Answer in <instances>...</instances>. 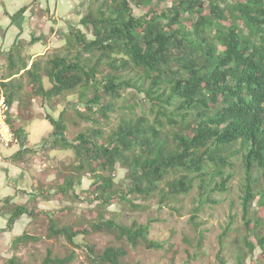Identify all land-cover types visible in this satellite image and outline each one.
Wrapping results in <instances>:
<instances>
[{
	"label": "trees",
	"instance_id": "1",
	"mask_svg": "<svg viewBox=\"0 0 264 264\" xmlns=\"http://www.w3.org/2000/svg\"><path fill=\"white\" fill-rule=\"evenodd\" d=\"M28 7L14 12L11 22L17 25ZM62 38L61 48L47 57L32 59L24 53L22 39L5 54L0 87L9 106L7 120L21 145L25 131L9 113L23 85L29 94L18 102L20 112L31 95L54 108L67 92L76 94L88 111L75 108L77 117L89 121L68 142L67 124L77 122L66 108L58 118L44 111L53 130L40 147H69L74 157L52 167L51 178L40 181L36 196L63 205L47 210L17 204L8 225L23 214L45 218L47 237L75 247L85 241L93 262L132 264L123 260L124 245L96 248L86 238L105 232L132 246L139 240L147 247L164 245L147 237L149 223L126 224L108 207L123 201L139 207L156 198L160 205L176 208L181 196L195 190L190 221L197 226V212L206 202L218 201L212 193L230 187L229 169L239 157L246 238L234 253L235 263L264 260L260 220L249 216L255 198L264 194V0H92ZM112 113L115 122L110 121ZM117 166L124 171L120 181L115 180ZM84 179L87 188L82 187ZM82 195L95 202L92 213L87 217L82 208L72 221L63 222L61 216L71 211L68 202L80 201ZM258 203L264 208V196ZM228 229L219 236L220 246ZM31 240L39 236L23 231L12 238L11 247L17 251ZM230 242L238 244L235 238ZM256 247L260 253L254 258ZM74 258L73 248L63 256L46 248L40 264H69ZM218 259L225 264L224 253ZM6 262L25 264L17 254Z\"/></svg>",
	"mask_w": 264,
	"mask_h": 264
},
{
	"label": "rangeland",
	"instance_id": "2",
	"mask_svg": "<svg viewBox=\"0 0 264 264\" xmlns=\"http://www.w3.org/2000/svg\"><path fill=\"white\" fill-rule=\"evenodd\" d=\"M30 1L0 0V49L9 48L11 42L16 39L14 35L16 32L10 24L11 20L4 11H7L11 15L20 7L27 4L30 5L17 22V25L19 23L22 24L25 30L31 27L32 31L38 32L39 35L41 34V43H39L37 49H30V51L24 50V53L30 52L32 57L33 55L47 57L61 48L63 35L67 32L70 25L78 24L80 17L86 12L87 6L92 0H38L42 5V9L37 14L31 9L33 4H29ZM46 8L48 11H45ZM139 12V9H135L136 14ZM30 15L32 16V18L30 17L31 19L29 18ZM4 31H7L5 36H3ZM27 35L31 36V34ZM31 40L34 41V37ZM39 51L40 53L38 54ZM5 71L2 70L0 72L1 75H5ZM44 83L48 85L46 78L44 79ZM123 94L127 97L130 96V92H124ZM21 99L22 97L20 101ZM34 100H36V104L29 107L31 109H26L24 105L22 106L23 115H26V117H21L20 120L18 117L12 115L11 120L14 123L20 120V125L26 132L27 143L25 147L33 151L26 155V157L30 158V161H26L27 163L29 162V168L37 170V161L40 159V169L44 172L52 169V167L70 163L73 160L74 153L69 147L53 148L51 144H45V146L40 147L44 140L49 138L48 136L52 132L53 126L45 118L37 116L29 117L28 114L32 112L35 115L39 114L43 116L46 110L54 118H58L62 109L66 108L67 115L77 122V124H72V122L67 124L65 137L68 142H72L70 136L89 123V121L77 117L74 109L88 111L85 109L83 103L78 102V96L76 94L67 92L57 99V104L54 108L49 107L39 96H34ZM27 110L28 113H26ZM134 110L136 113L140 112L138 107H135ZM146 111L148 112L147 107ZM115 120L116 113H112L110 121L115 122ZM19 147L22 148V146ZM39 148H41V151ZM34 149H39V151L34 152ZM24 172L28 174L26 171ZM229 173L232 175L229 182L230 187L225 191L212 193V198L218 201L206 202L202 209L197 212L195 215V220L198 221L197 226L190 221L192 207L196 203L195 199L197 195L194 192L195 190L189 195L181 196L179 203H176L177 209L164 204L160 205L156 198L145 201L144 205L139 207L132 206L126 201H123L122 204L120 203L119 206L112 204L108 207L113 211H118L121 220L126 224H131L134 221L138 224L149 223L150 229L147 237L162 242L164 245L162 248L147 247L140 240L136 246H132L127 240L122 239L117 241L112 234L105 232L94 233L86 239L95 242L96 248H103L109 244L124 245L127 254L123 257V260L131 262L132 264H220L218 259L219 253H224L226 258L225 264H236L234 253L238 250L239 246H243L242 239L246 238L240 205L239 184L242 180L243 169L239 157L234 158V163L229 169ZM123 175L124 171L117 166L115 180L120 181ZM82 187H88V181L86 179L83 180ZM262 196L255 198L249 212V216L252 219L256 218L260 220L261 225L258 227L260 234L264 232V208H260L258 203ZM82 198L77 202H68V204H71V211L61 216L63 222L72 221L74 214H80L82 208L87 210V217H89L95 202L88 203L83 195ZM30 200L26 201L28 206H31ZM133 201L139 202L136 199ZM38 205L49 210L59 208L63 203H59L54 199H50L49 201L39 199ZM232 215L234 216L231 217ZM116 220L119 219L116 218ZM47 225L48 223L45 218H25L21 222V228L17 233L20 234L26 231L29 234L38 235L39 240H31L21 244L16 251L11 247V239L13 237H10L11 239L2 238L0 241V264H8L6 260L13 254H17L25 264H40L45 256L46 248L52 249V252L58 256L65 255L73 248L75 258L69 264H97L89 257L85 241H81V245L75 247L62 239L49 238L46 236ZM227 226L230 229L227 230L228 235L224 236L226 241L223 242L224 246H220L219 236ZM233 238L237 240L238 244L234 245V242L231 244L230 241H233ZM250 238L254 241L253 236ZM221 250H223L222 253ZM259 253L260 249L256 247L253 252L254 258ZM246 263L249 264V258L246 259ZM257 264H264V260H259Z\"/></svg>",
	"mask_w": 264,
	"mask_h": 264
},
{
	"label": "crops",
	"instance_id": "3",
	"mask_svg": "<svg viewBox=\"0 0 264 264\" xmlns=\"http://www.w3.org/2000/svg\"><path fill=\"white\" fill-rule=\"evenodd\" d=\"M29 4H33L31 9L35 11L37 14L38 11H40L42 8V5L38 0L35 2L31 0ZM57 5V3H56ZM55 5V6H56ZM27 6L30 7V5L27 4ZM28 7V8H29ZM6 15L10 16L7 11H4ZM25 13V12H24ZM32 17L31 15L29 18ZM31 19V18H30ZM11 20V19H10ZM20 20V19H19ZM18 20V21H19ZM17 21V22H18ZM16 23V22H15ZM15 23L10 21L11 26H13L15 30V38L13 42H11L9 48L17 42L19 39L24 40V47L23 50L25 51H30V49H34L39 47V43H41V40H37L36 38H40L41 34L39 35L38 32L32 31L31 27H28V29H24L23 25L20 24L16 25ZM30 25V24H29ZM7 30V29H6ZM7 31L3 32V36L6 35ZM31 34V36L27 35ZM34 37V41L31 40V38ZM0 49V72L2 70H6V52L8 49ZM30 53V52H28ZM40 51L38 52V54ZM31 54V53H30ZM32 57V56H31ZM36 57V55L32 57V59ZM30 64V61H29ZM6 72V71H5ZM22 73V71L19 72V74ZM16 75H13L9 77L8 79H11ZM0 79H1V73H0ZM6 79V80H8ZM23 82L25 83V77L23 79ZM1 88V87H0ZM20 95L18 97L14 98V103L12 104L11 110H10V117L14 115L15 117H18L21 120V117L23 116L26 117V115H23V109H22V104L20 105V110H18V102L20 101V98L22 96H25L29 94L27 92V88L25 85L22 86V89L20 90ZM30 96V95H29ZM26 109H31L29 107L34 106L36 104V100H34V95L30 97V102L29 103H23ZM37 106V105H36ZM41 112V110H40ZM28 113V110L26 111ZM28 116H37L40 118H44L43 116H40L39 114L35 115L32 112L28 114ZM20 120L18 125H20ZM24 120V119H23ZM22 120V121H23ZM21 126V125H20ZM26 133V132H25ZM27 143V136H26V142L21 145L19 142L16 144H13L11 146L5 147L2 144H0V241L2 238H7L9 239L10 237H14L18 235L17 231L21 228V222L27 219L29 217L26 214H23L22 216L18 217L15 219V221L9 226L8 225V218L11 214V209L17 205V204H26V201L30 200V205L28 206L29 208L33 207H40L39 204V199L42 200L40 196H36V188L39 185L40 181H45L46 178L47 180L49 179V172L51 169L42 172L40 169V159L37 161V170H33L29 168V165L26 161H30L29 157H26V155L30 152H33L29 150L28 147H25ZM19 146H22L19 147ZM41 151V148H39ZM39 149H34V152L39 151ZM26 171L28 174H25ZM43 201H47L43 199ZM49 201V200H48ZM42 208V207H40ZM45 209V208H43ZM30 218V217H29ZM31 219V218H30ZM14 234V235H13ZM13 235V236H12ZM11 239V238H10ZM12 241V239H11Z\"/></svg>",
	"mask_w": 264,
	"mask_h": 264
},
{
	"label": "built area",
	"instance_id": "4",
	"mask_svg": "<svg viewBox=\"0 0 264 264\" xmlns=\"http://www.w3.org/2000/svg\"><path fill=\"white\" fill-rule=\"evenodd\" d=\"M8 111V103L0 88V144L5 147L18 143V138L7 120Z\"/></svg>",
	"mask_w": 264,
	"mask_h": 264
}]
</instances>
